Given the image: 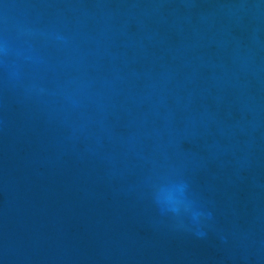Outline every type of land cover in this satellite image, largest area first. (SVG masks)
I'll return each instance as SVG.
<instances>
[{"label": "water", "instance_id": "water-1", "mask_svg": "<svg viewBox=\"0 0 264 264\" xmlns=\"http://www.w3.org/2000/svg\"><path fill=\"white\" fill-rule=\"evenodd\" d=\"M0 264H264V0H0Z\"/></svg>", "mask_w": 264, "mask_h": 264}, {"label": "clouds", "instance_id": "clouds-1", "mask_svg": "<svg viewBox=\"0 0 264 264\" xmlns=\"http://www.w3.org/2000/svg\"><path fill=\"white\" fill-rule=\"evenodd\" d=\"M155 203L162 213L173 217L183 216L190 225L196 227L194 235L203 237L206 234L198 229L201 218L205 215L193 199L186 181H175L162 186L154 197ZM208 217H211L209 212Z\"/></svg>", "mask_w": 264, "mask_h": 264}]
</instances>
